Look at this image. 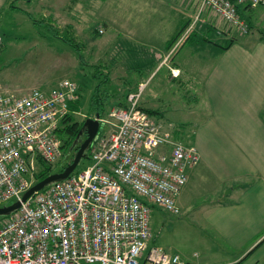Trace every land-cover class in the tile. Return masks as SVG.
<instances>
[{
	"label": "built area",
	"instance_id": "obj_1",
	"mask_svg": "<svg viewBox=\"0 0 264 264\" xmlns=\"http://www.w3.org/2000/svg\"><path fill=\"white\" fill-rule=\"evenodd\" d=\"M198 2V12L209 8L242 33L247 24L237 6L264 4ZM77 88L63 78L47 90L0 91V207L20 200L15 211L0 215V264H187L152 243L150 214L153 205L179 212L175 198L199 152L138 106L140 89L110 110L109 130L99 136L101 128L91 141L85 167L21 201L40 163L63 160L55 130Z\"/></svg>",
	"mask_w": 264,
	"mask_h": 264
},
{
	"label": "rangeland",
	"instance_id": "obj_2",
	"mask_svg": "<svg viewBox=\"0 0 264 264\" xmlns=\"http://www.w3.org/2000/svg\"><path fill=\"white\" fill-rule=\"evenodd\" d=\"M193 2L196 14L191 18L193 26L188 31L192 36L191 44H186L173 56L191 25L165 52L168 47L164 41L187 23L178 0H17L20 10L12 9L1 14L0 91L47 90L60 79L69 78L77 84L80 94L71 117L82 122L100 110L94 100L92 108L89 107V98L97 86L102 107L99 115L102 129L98 135L102 136L110 127L105 121L110 119V110L119 106L117 102L120 100L125 101L128 93L140 89L138 106L144 110H156L151 116L162 131L170 132L175 140L188 143L196 123L205 116L202 76L212 61V55L217 53L207 39L214 38L222 44L226 41L218 34L206 36L203 21L206 17L197 13L198 0ZM25 11L41 25L35 26ZM210 12L206 11L205 15H210L211 23L220 28L223 21ZM43 25L51 26L57 36ZM253 32L258 31L252 28L249 34ZM61 34L72 36L81 52L80 58L58 38ZM230 34L236 40L245 36L235 27ZM191 49L193 52L189 55ZM173 58L191 67L189 78L192 83L189 87L184 83L183 75H178ZM96 68L98 70L94 72ZM91 72L97 77L92 78ZM105 74L107 80L101 81ZM105 92L114 94L109 99L105 98ZM83 138L84 135L80 136L77 144ZM77 144L71 151L64 149L63 160L51 164L53 171L69 159ZM87 163L88 159L82 158L74 171ZM10 202L12 200L7 204ZM176 204L180 205V201L176 200ZM204 209L205 200L200 196H194L189 208L179 207L178 213L153 205L150 214L152 243L177 253L182 259L206 261L220 256L215 255L217 253L223 255V249H227L205 226Z\"/></svg>",
	"mask_w": 264,
	"mask_h": 264
},
{
	"label": "crops",
	"instance_id": "obj_3",
	"mask_svg": "<svg viewBox=\"0 0 264 264\" xmlns=\"http://www.w3.org/2000/svg\"><path fill=\"white\" fill-rule=\"evenodd\" d=\"M16 1L0 0V22L1 14L20 10ZM193 1L178 0L185 22L196 14ZM240 7L249 27L241 40L230 34L227 23L216 28L206 11L201 14L206 36L218 34L226 39L220 45L230 43L221 48L214 38L207 39L217 53L202 76L205 116L190 139L200 158L187 170V183L175 200L183 209L194 196L204 198L205 226L227 250L213 260L186 258L187 264H264V4ZM252 28L258 32L249 34ZM191 39L180 43L173 56ZM172 62L189 87L191 67L179 59Z\"/></svg>",
	"mask_w": 264,
	"mask_h": 264
},
{
	"label": "trees",
	"instance_id": "obj_4",
	"mask_svg": "<svg viewBox=\"0 0 264 264\" xmlns=\"http://www.w3.org/2000/svg\"><path fill=\"white\" fill-rule=\"evenodd\" d=\"M247 7H253V6H247ZM205 9H209V8H203V9H201L199 12L197 11V13H199V14H202L203 12H205V11H211L210 9L209 10H205ZM237 9H238V14L240 15V17L241 18H243L242 17V15H243V13H242V9H241V7L238 5L237 6ZM26 12V14H27V16L30 18V20L32 21V23L35 25V26H39V25H41V23L40 24H38V20H35V19H33V17L30 15V14H28V12L27 11H25ZM244 19V18H243ZM244 21H245V19H244ZM246 22V21H245ZM43 24V23H42ZM191 24V19H189V21L186 23V25H184V27L183 26H181V27H179L178 29H177V31L175 32V34L174 35H172V37L167 41V47H168V49L173 45V43L175 42V40H177V38L180 36V34L183 32V30L187 27H189V25ZM246 24H247V22H246ZM229 25V24H228ZM44 26V29H46V30H48L51 34H53V35H56L57 36V34L54 32V30L51 28V26H46V25H43ZM193 26V24H191L190 25V28H188V30L187 31H185L184 33L186 34L185 36H184V39H183V41H185L186 39H188L189 37L190 38H192V36L190 35V32H188L190 29H191V27ZM230 27H234V26H231V25H229ZM183 27V28H182ZM236 28V27H235ZM237 29V28H236ZM238 30V29H237ZM249 30V27H248V24H247V31ZM240 31V30H239ZM246 31V32H247ZM241 32V31H240ZM246 32H244V33H246ZM242 33V32H241ZM58 38H60V39H62L63 41H65L74 51H75V53L77 54V56L80 58L81 57V52H80V50H79V47H78V45L75 43V41L73 40V38H72V36H69L68 34H61ZM229 43L230 42H228V43H225V45H220V42L218 43L217 42V44L219 45V46H221V48H225V47H227V45H229ZM98 70V68H96L95 69V71L94 72H96ZM94 72H91V77L92 78H96L97 77V75H95V73ZM107 76H106V74L104 75V77L102 78V80L101 81H106L107 80V78H106ZM40 89H42V88H40ZM99 88L96 86V87H94L93 88V92L91 93V96H90V98H89V107L90 108H92L91 106V104H93L94 102H93V100L97 103V107L101 110L102 109V107H101V103L99 102L100 100L98 99V97H97V95H99L100 93H99ZM112 94H114V93H108V92H105L104 93V95H105V98H109L110 99V97L112 96ZM98 99V100H97ZM109 99H105V100H109ZM79 101H80V94H79V90H78V88H77V98L74 100V101H71L70 103H69V112L67 113V114H65L61 119H60V121L58 122V125H57V127H56V130H55V132H56V135L58 136V138L60 139V141H61V148L63 149V152H64V149H66L67 150V148H69V151H71V150H73L74 148H75V145H73V140H74V138H75V136H76V134H77V132H78V130H79V128H80V126H81V124H82V122H78L77 120H74L72 117H71V114H72V112L74 111V109H76L77 107V104L79 103ZM121 102H117V103H119V104H117V105H119V106H125L126 105V97H125V101H123V100H120ZM102 102V101H101ZM100 103V104H99ZM141 108V107H140ZM94 109V108H93ZM143 109V108H142ZM100 110H99V115H101L100 114ZM145 111H147L148 112V114H152L153 112H155L156 110H154V109H151V111L150 110H145ZM96 113V112H95ZM188 143H191V142H188ZM78 145V144H77ZM77 148V147H76ZM76 150V149H75ZM85 157H83V158H87L88 159V149L85 151ZM73 155H74V153L73 154H71L70 156H69V159L66 161H64L61 165H59L58 166V168H57V170H55V171H53V169L51 168V164H47V163H40V165H39V168H38V171L35 173V181H37V180H39V179H41V178H43L44 176H46L47 174H49V173H52V172H56V171H60V170H62L63 169V167L67 164V163H69L71 160H72V158H73Z\"/></svg>",
	"mask_w": 264,
	"mask_h": 264
},
{
	"label": "water",
	"instance_id": "obj_5",
	"mask_svg": "<svg viewBox=\"0 0 264 264\" xmlns=\"http://www.w3.org/2000/svg\"><path fill=\"white\" fill-rule=\"evenodd\" d=\"M101 129L99 122V113L96 112L94 116H87L84 118L74 140L73 145H76L79 137L84 135L83 140L78 144L72 160L67 163L62 170L52 172L44 176L43 178L37 180L32 185H30L22 194L21 201H24L33 192L42 189L46 185L53 182L59 181L66 178L77 166L78 162L85 157V151L89 148V145L93 138L96 136L97 132ZM20 205V200H16L8 205L0 207V215L8 214L15 211Z\"/></svg>",
	"mask_w": 264,
	"mask_h": 264
}]
</instances>
